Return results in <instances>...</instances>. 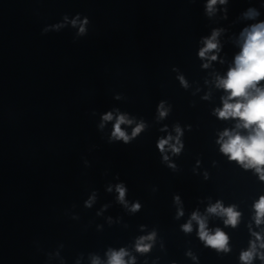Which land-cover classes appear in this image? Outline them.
Segmentation results:
<instances>
[{
  "label": "water",
  "instance_id": "1",
  "mask_svg": "<svg viewBox=\"0 0 264 264\" xmlns=\"http://www.w3.org/2000/svg\"><path fill=\"white\" fill-rule=\"evenodd\" d=\"M206 4L0 0V264H106L108 250L120 248L135 264H242L252 233L264 238L253 219L264 181L217 143L225 129L250 130L215 115L227 95L216 76L232 66L243 29L264 21V0H228L211 16ZM249 8L259 16L245 18ZM77 17L88 20L84 35L71 23ZM214 29L223 30L220 51L209 62L198 53ZM161 102L169 111L158 119ZM117 110L147 125L129 143L110 141L114 120L98 127ZM176 125L183 149L166 153L172 168L157 142L175 136ZM133 127L122 125L129 135ZM121 183L128 207L117 199ZM217 201L236 206V227L207 213ZM193 212L228 235V252L205 246L195 221L183 231ZM152 232L151 249L137 252L136 241Z\"/></svg>",
  "mask_w": 264,
  "mask_h": 264
},
{
  "label": "clouds",
  "instance_id": "2",
  "mask_svg": "<svg viewBox=\"0 0 264 264\" xmlns=\"http://www.w3.org/2000/svg\"><path fill=\"white\" fill-rule=\"evenodd\" d=\"M227 2L228 0H207V14L211 16L216 11L217 4L224 5ZM244 16L247 19H255L259 16V12L255 8H249L244 13ZM71 23L74 27L79 24L78 35L86 33L87 18L80 21L79 17H77ZM55 27L58 29L61 25ZM221 31L223 30L214 29L209 37L203 39V47L198 53L201 59H206L209 62L217 60L215 53L220 51L218 37ZM237 43L240 51L235 55L232 66L229 67L224 76H216L215 79L216 87L223 89L227 93L226 96L222 97V107L215 109V115L222 120L234 118L238 121L236 129L250 131H248L247 136H244L238 131L225 129L219 134L217 143L220 144V151L227 155L230 160L238 162L245 169L255 170L259 179L264 181V87H257L259 82L264 80V21H259L244 28ZM203 67H209V63L203 64ZM179 79L181 84L187 87V82L184 78L181 76ZM168 111L169 109L165 108L164 103L161 102L158 106V119L166 117ZM113 120L110 141L129 143L147 127L142 120L137 123L134 118H130L127 114L119 113L118 110L115 115L111 111L104 113L98 127L102 130L107 122ZM133 124H135V127L132 128L129 135L122 128V125L131 126ZM166 130V128L162 129V131ZM174 130L175 136L169 134L160 138L157 142V148L166 163L170 161V157L166 154L167 152L170 151L173 155H178L183 149L181 140L183 131L179 125H176ZM169 167L175 168V165L169 163ZM108 191H112L111 186H109ZM115 191L118 193V201L128 207L125 200L127 191L125 186L122 183L117 184ZM94 199V195L90 197L85 202L86 206L90 207ZM175 201L179 204V196L175 197ZM253 208L255 211L253 219L256 225L264 224V196H261L254 203ZM139 209L140 204L135 203L131 206L130 211L136 212ZM207 213L223 217L224 224L233 228L238 225L241 216L235 205L224 207L219 201L210 205L207 208ZM177 215L178 217L182 216L183 211L178 210ZM193 221L198 225L197 235L205 246L220 252H228L230 250L228 235L220 228H216L214 231L209 230L207 217L202 216L199 212H193L189 221L181 226L184 232L192 231ZM155 235V232H152L147 236L140 237L136 241V251L147 253L152 245L151 243H146V241H154ZM252 235L255 240L250 242V247L240 254L242 264H252L254 258L264 261V252L259 251V249H264V238L261 237L260 233L253 232ZM107 257L106 264H135V258L130 257L128 250L125 248H120L119 250L109 249ZM125 257H129V259L126 260ZM92 264H101V261L98 257H93Z\"/></svg>",
  "mask_w": 264,
  "mask_h": 264
}]
</instances>
